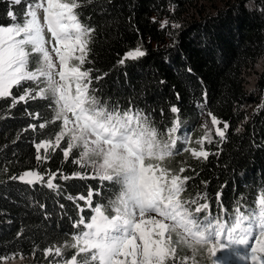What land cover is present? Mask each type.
<instances>
[{
    "label": "trees",
    "instance_id": "16d2710c",
    "mask_svg": "<svg viewBox=\"0 0 264 264\" xmlns=\"http://www.w3.org/2000/svg\"><path fill=\"white\" fill-rule=\"evenodd\" d=\"M30 2L22 0L17 5L0 0V26L23 23ZM79 2L81 23L95 30L90 62L82 67L92 69L90 88L96 98L120 113H140L162 133L158 138L163 140L168 139L174 122L179 129L174 155L152 163L166 169L169 178H187L180 198L207 203L209 207L197 215L219 217L226 223L234 220L238 208L257 210L264 196V0H233L217 9L205 8L207 0ZM9 11L15 21L7 15ZM160 18L179 27L162 28ZM135 48L146 54L121 64ZM36 60L33 55L30 70L37 67ZM43 86L23 82L11 89V95L0 98V261L19 259L14 264L70 260L78 253L72 247L74 234L85 231L81 217L89 222L98 205L111 215V201L119 193V185L81 173V166L74 162L81 149L74 148L64 157L67 137L59 147L40 150L41 159H37L35 144L45 139L54 143L63 127L62 121L55 120L50 94L19 100L25 89H32L34 96ZM172 106L180 111L172 113ZM209 112L221 121V128L227 122L229 129L225 140L217 138L213 145H204L210 153L204 160L184 149L190 148L198 122ZM25 171L44 179L34 185L11 179ZM53 175L57 187L50 189L47 180ZM89 192L93 193L91 205ZM196 206L190 205L193 210ZM174 247L167 264H209L201 249L193 252L187 244Z\"/></svg>",
    "mask_w": 264,
    "mask_h": 264
},
{
    "label": "snow or ice",
    "instance_id": "6c2138e0",
    "mask_svg": "<svg viewBox=\"0 0 264 264\" xmlns=\"http://www.w3.org/2000/svg\"><path fill=\"white\" fill-rule=\"evenodd\" d=\"M21 2L13 0L17 5ZM80 7L79 0H31L23 23L0 26V98L11 95V89L23 82L44 85L34 96L32 89H25L19 100L46 98L50 94L55 103V120L62 121L63 127L55 136V142L45 139L36 143L37 153L41 149L47 152L59 147L61 140L67 137V148L63 151L66 159L74 148H81L80 158L74 162L85 167L89 153H98L102 163L91 162L94 175L102 182L119 185V193L111 201V215L106 214L104 206L98 205L90 222L81 217L79 223L87 231L74 234L76 243L72 247L78 248V253L64 264H167L169 256L175 252L173 232L193 252L206 247L212 258H217V252H232L235 246H249L254 239L250 253L242 258L250 259L252 264H264V196L257 202L258 211L242 212L238 208L234 220L229 218L227 223L219 217L197 215L209 205L180 198L187 178L181 179L178 175L169 178L166 169L150 162L174 155L180 136L175 122L161 146L158 137L162 133H158L147 118L138 112L134 115L129 111L120 113L96 98L90 88L92 69L82 67L90 62L89 45L95 30L81 23L77 12ZM7 15L16 20L12 11ZM166 25L167 21L161 27ZM145 54L141 48H136L127 52L120 63ZM33 55L37 57L34 71L29 68ZM170 111L176 114L180 110L172 106ZM208 115L215 136L220 141L225 140L229 124L224 122L221 128V121L211 112ZM39 127L44 129L46 125L41 123ZM205 142L213 143L210 132H205L198 141L201 146ZM156 148L160 151L154 152ZM184 150L204 160L210 154L203 147L199 151ZM154 155L156 158L152 159ZM37 159L41 157L37 155ZM117 167L124 170L122 176L110 174ZM75 176L81 177V174ZM55 178L53 175L47 180L48 188L57 187L53 183ZM11 179L34 185L44 178L34 171H25ZM92 195L89 192V205ZM191 204L197 205L194 210ZM60 252L57 247L56 254Z\"/></svg>",
    "mask_w": 264,
    "mask_h": 264
},
{
    "label": "rangeland",
    "instance_id": "374dc122",
    "mask_svg": "<svg viewBox=\"0 0 264 264\" xmlns=\"http://www.w3.org/2000/svg\"><path fill=\"white\" fill-rule=\"evenodd\" d=\"M233 0H207V2H204L205 4V8H221L223 7V5L226 3V2H229L231 3ZM213 11V10H212ZM41 18H42V12H41ZM163 18H160V23L161 24H164V22L166 20H162ZM173 25H175L174 23L172 22H167V25H166V28H170V29H173ZM12 25H9V26H5V27H11ZM136 49V48H135ZM135 49L131 50V51H134ZM53 56H55V54L53 53ZM126 56V54H125ZM204 115V114H203ZM197 126L199 127L198 128V132H197V136L194 137V139L192 140L191 144H190V148L189 149H193V150H196V151H199L201 149V147L204 148V145H207L209 143L205 142L203 144V146H201L198 141L204 137L205 135V132H210V135L212 136L213 138V143H211L210 145H213L215 143V140L218 138L215 136V130L214 128L212 127L211 125V117L208 115V114H205L201 120L198 122ZM207 126V127H205ZM81 149V148H79ZM82 150V149H81ZM205 150V149H204ZM42 152H44V149H41ZM189 153L191 154V151H189ZM39 156H40V152H39ZM152 163V161H150ZM88 167V168H87ZM81 170L83 172H81L82 174H85V175H94V169L92 168V165L91 163L88 164V166H85V167H81ZM24 172H22L20 175H22ZM19 175V176H20ZM18 176V177H19ZM258 204V203H257ZM257 210H258V207H257ZM94 209L92 210V215H94ZM153 216H155V213L152 214ZM92 217V216H91ZM90 222V221H89ZM87 231V229H86ZM174 242H176L175 244L177 246H180L182 247L183 245H186L182 242H180V238L177 236V235H174V239H173ZM252 242H255L254 239H251L250 240V244L249 246H246L244 250L242 251H239L235 248L232 247V252H228V251H225V252H217V258H212L210 255H209V252L207 250V248H203L201 249V251L208 257V260H209V264H252L251 260L248 259H243L242 257L246 256L248 253H250V246L252 244ZM232 253H235V255H233ZM240 253H242L243 255H240ZM171 256V255H170ZM19 259L17 258H14V257H8L6 260L5 259H2L0 261V264H14L15 262H17Z\"/></svg>",
    "mask_w": 264,
    "mask_h": 264
},
{
    "label": "clouds",
    "instance_id": "9594fccd",
    "mask_svg": "<svg viewBox=\"0 0 264 264\" xmlns=\"http://www.w3.org/2000/svg\"><path fill=\"white\" fill-rule=\"evenodd\" d=\"M159 143L160 145L162 146L163 143H164V140L159 138ZM160 149L159 148H156L154 149V152H159ZM145 158L148 159L149 157L147 156V151H145ZM155 155L152 157V159H155ZM92 161H97L98 163H102V159L99 157V154L98 153H89V162H92ZM123 169L121 168H116L114 170L111 171V175L113 176H122L123 175Z\"/></svg>",
    "mask_w": 264,
    "mask_h": 264
},
{
    "label": "bare ground",
    "instance_id": "6f19581e",
    "mask_svg": "<svg viewBox=\"0 0 264 264\" xmlns=\"http://www.w3.org/2000/svg\"><path fill=\"white\" fill-rule=\"evenodd\" d=\"M42 19V18H41Z\"/></svg>",
    "mask_w": 264,
    "mask_h": 264
}]
</instances>
